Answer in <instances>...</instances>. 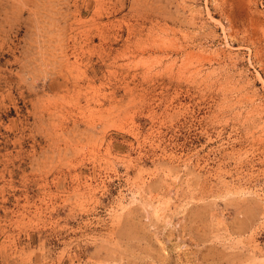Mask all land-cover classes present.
I'll return each mask as SVG.
<instances>
[{
	"label": "rangeland",
	"instance_id": "rangeland-1",
	"mask_svg": "<svg viewBox=\"0 0 264 264\" xmlns=\"http://www.w3.org/2000/svg\"><path fill=\"white\" fill-rule=\"evenodd\" d=\"M0 264H264V0H0Z\"/></svg>",
	"mask_w": 264,
	"mask_h": 264
}]
</instances>
